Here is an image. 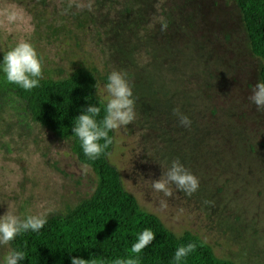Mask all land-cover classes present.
Listing matches in <instances>:
<instances>
[{
    "label": "rangeland",
    "instance_id": "rangeland-1",
    "mask_svg": "<svg viewBox=\"0 0 264 264\" xmlns=\"http://www.w3.org/2000/svg\"><path fill=\"white\" fill-rule=\"evenodd\" d=\"M92 4L89 11L69 0H0V216L9 205L21 218L64 213L96 183L70 140L33 121L7 82L4 54L27 40L42 60L43 78L87 68L105 104L108 76L124 74L136 118L113 130L108 160L141 210L176 235H197L218 258L264 264V111L249 99L262 61L249 49L235 2ZM12 10L21 19L9 23L5 13ZM176 110L190 118L189 127ZM175 159L199 179L191 196L174 185L172 197L151 188L163 174L158 162ZM9 251L10 244L0 246V264Z\"/></svg>",
    "mask_w": 264,
    "mask_h": 264
},
{
    "label": "trees",
    "instance_id": "trees-1",
    "mask_svg": "<svg viewBox=\"0 0 264 264\" xmlns=\"http://www.w3.org/2000/svg\"><path fill=\"white\" fill-rule=\"evenodd\" d=\"M104 1L107 0H92ZM233 1L240 11L249 49L262 61L259 77L264 82V0ZM15 92L25 102L31 119L59 138L70 140L76 159L96 176L89 197L64 213L47 217L38 232H23L10 243V250L26 253L19 264H71L74 256L89 264H114L115 260L130 256L131 246L145 229H151L156 239L139 254V264H176L175 251L189 243H195L196 250L180 264H236L216 257L212 248L190 231L176 235L157 215L141 210L136 198L124 189L117 168L108 160L113 142L97 159L84 154L81 142L72 132L76 117L89 105L97 104L101 113L96 119L100 121L106 106L98 96L97 79L91 70L80 67L61 79L42 78L31 91L16 85ZM109 135L113 141V131Z\"/></svg>",
    "mask_w": 264,
    "mask_h": 264
},
{
    "label": "clouds",
    "instance_id": "clouds-1",
    "mask_svg": "<svg viewBox=\"0 0 264 264\" xmlns=\"http://www.w3.org/2000/svg\"><path fill=\"white\" fill-rule=\"evenodd\" d=\"M76 6L79 9L87 8L93 10L92 0L81 3L79 0H69V6ZM9 23L21 19L15 10L5 13ZM167 23H161V30L166 31ZM2 70L7 82L15 84L26 91H31L39 86L43 78V63L35 47L27 40L19 41L15 47L8 50L3 57ZM229 75V74H228ZM107 94L105 115L98 121L101 107L97 104L89 105L83 114L76 117L75 125L72 128L73 134L81 142L84 154L89 159L99 158L112 144V137L109 133L118 130L122 126H128L135 118V99L133 89L126 80L124 74L119 71H112L107 78L105 85ZM98 91V89H97ZM249 99L256 105L257 109L264 111V82L255 85L253 94ZM103 103V101H101ZM179 122L182 126L189 127L191 120L176 110ZM104 143L101 144L100 141ZM163 169V174L159 179L152 180L151 188L158 193H163L166 197L173 196L172 185L179 191L191 196L199 189L198 177L190 172L179 160H172L170 164L158 162ZM205 203H211L205 201ZM161 206L166 207V201H161ZM47 223L45 214L29 215L21 218L14 213L9 205L8 211L0 216V246L9 245L19 234L31 230L38 232ZM156 239V234L151 229H145L138 235L137 241L131 246L130 256L127 259H117L114 264H139V254ZM195 243L180 246L175 251L174 260L180 264L190 253L196 250ZM26 253L23 251L10 250L3 259V264H19L24 260ZM71 264H89V261L74 256ZM92 264H96L95 261Z\"/></svg>",
    "mask_w": 264,
    "mask_h": 264
}]
</instances>
